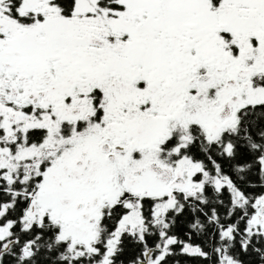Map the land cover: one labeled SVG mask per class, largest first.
Here are the masks:
<instances>
[{"label": "snow or ice", "instance_id": "6c2138e0", "mask_svg": "<svg viewBox=\"0 0 264 264\" xmlns=\"http://www.w3.org/2000/svg\"><path fill=\"white\" fill-rule=\"evenodd\" d=\"M0 264H264V0H0Z\"/></svg>", "mask_w": 264, "mask_h": 264}]
</instances>
